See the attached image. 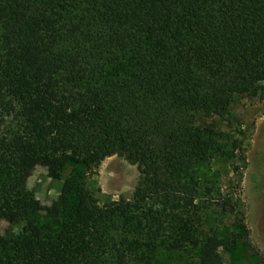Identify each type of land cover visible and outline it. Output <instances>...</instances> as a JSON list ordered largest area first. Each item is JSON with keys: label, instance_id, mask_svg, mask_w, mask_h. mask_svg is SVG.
I'll return each mask as SVG.
<instances>
[{"label": "trees", "instance_id": "16d2710c", "mask_svg": "<svg viewBox=\"0 0 264 264\" xmlns=\"http://www.w3.org/2000/svg\"><path fill=\"white\" fill-rule=\"evenodd\" d=\"M237 97L264 101V0H0V223L21 227L0 264H156L166 243L226 264L250 230L198 166ZM113 156L141 177L102 203L87 179ZM38 166L50 205L27 189ZM213 211L241 215L227 239Z\"/></svg>", "mask_w": 264, "mask_h": 264}, {"label": "rangeland", "instance_id": "374dc122", "mask_svg": "<svg viewBox=\"0 0 264 264\" xmlns=\"http://www.w3.org/2000/svg\"><path fill=\"white\" fill-rule=\"evenodd\" d=\"M215 122L223 153L211 162L198 166L203 184L214 187L224 196L232 194L244 212L250 238L222 249L226 264H264V101L237 97L230 114L212 118ZM72 164L70 170H81ZM137 165L118 156L107 158L89 172L87 179L91 193L102 203L121 198L131 199L140 180ZM61 183L48 176L45 167H36L27 181V189L44 205H50L60 193ZM240 216L213 211L208 226L219 229L224 238L234 230ZM21 227L6 221L0 223L4 236L18 234ZM156 264H199L197 250L180 249L162 244L152 254ZM0 257L3 254L0 252Z\"/></svg>", "mask_w": 264, "mask_h": 264}]
</instances>
